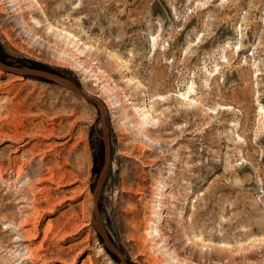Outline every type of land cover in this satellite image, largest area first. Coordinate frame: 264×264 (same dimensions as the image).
<instances>
[{
    "label": "rangeland",
    "instance_id": "rangeland-1",
    "mask_svg": "<svg viewBox=\"0 0 264 264\" xmlns=\"http://www.w3.org/2000/svg\"><path fill=\"white\" fill-rule=\"evenodd\" d=\"M0 59L105 102L100 212L133 264H264V0H0ZM99 116L0 68V264H121L92 221Z\"/></svg>",
    "mask_w": 264,
    "mask_h": 264
},
{
    "label": "water",
    "instance_id": "water-1",
    "mask_svg": "<svg viewBox=\"0 0 264 264\" xmlns=\"http://www.w3.org/2000/svg\"><path fill=\"white\" fill-rule=\"evenodd\" d=\"M0 68H2L5 71H11L17 74H27L32 76H40L47 78L49 80H54L64 87L73 90L74 92L79 93L83 98L85 97L88 100L93 101L94 103L99 106V121L101 122L102 126V136H103V152H104V161L102 164V168L98 174V177L96 179V185L93 189L92 193V207H91V213H92V221L94 228H96L97 233L100 235L103 243H105L106 248L117 258L121 261V264H133L128 257L124 254L123 250L118 247L115 242H113L108 228H106L105 222L102 218V213L99 209V201H100V194L104 185V180L106 178V175L109 170V165L112 159V150H111V136L109 134V126L108 122L106 121V106H104L103 100L96 96L95 94H92L91 92L83 89L80 84L75 81L74 79L70 77H66L62 74H59L57 72H52L50 70L41 68V67H33L28 65H14L10 63H5L0 59Z\"/></svg>",
    "mask_w": 264,
    "mask_h": 264
},
{
    "label": "bare ground",
    "instance_id": "bare-ground-1",
    "mask_svg": "<svg viewBox=\"0 0 264 264\" xmlns=\"http://www.w3.org/2000/svg\"><path fill=\"white\" fill-rule=\"evenodd\" d=\"M34 18V17H33ZM35 21H36V19H34ZM48 25H50V24H48ZM52 25V24H51ZM56 27V26H55ZM54 26H51V29L56 33V36H58V38H65V39H67V40H69V42H70V45L71 46H73L72 48H75L76 49V51H79L80 50V53L82 52H84L85 51V48H83V49H81L80 47H79V39H78V37H76L75 35L73 36V35H71L69 32H67V31H65V30H61V29H58V27L57 28H55ZM54 34V33H53ZM24 74V73H23ZM22 74V75H23ZM25 75H27V74H25ZM30 76H32V75H30ZM34 77H37V76H34ZM38 77H40V76H38ZM41 78H44V77H41ZM44 79H47V78H44ZM47 80H49V79H47ZM50 81H52V80H50ZM54 81V80H53ZM104 102V101H103ZM132 104V103H131ZM132 105H134V104H132ZM104 106H106L105 105V102H104ZM183 106V105H182ZM99 107V106H98ZM106 109H107V107H106ZM134 111H135V113H137V115L139 116V118H140V124H141V127L143 128H145V127H151V128H153V127H155V128H157L158 130H160V121H159V115H161V113H158L157 111L158 110H156L155 109V107H154V105H150V106H148L147 108H145V109H143V108H140L139 106H136V105H134ZM143 128V129H144ZM109 134H110V131H109ZM110 136H111V134H110ZM111 150H112V146H111ZM112 154H113V152H112ZM111 161H112V159H111ZM110 165H111V162H110ZM110 165H109V167H110ZM110 169V168H109ZM108 172H109V170H108ZM108 174V173H107ZM106 177H107V175H106ZM106 179V178H105ZM104 182H105V180H104ZM105 184V183H104ZM104 186V185H103ZM103 189V188H102ZM101 193H102V191H101ZM100 196H101V194H100ZM100 199H101V197H100ZM99 209H100V201H99ZM99 235V234H98ZM100 236V235H99ZM111 238H112V236H111ZM102 240V239H101ZM113 240V239H112ZM103 242V241H102ZM114 242V241H113ZM104 244V246H105V243H103ZM105 248H106V246H105ZM107 249V248H106ZM108 250V249H107ZM109 251V250H108ZM110 252V251H109ZM111 253V252H110ZM112 254V253H111ZM113 255V254H112ZM113 257L115 258V256L113 255ZM117 259V258H116ZM118 260V259H117ZM118 261H120V260H118Z\"/></svg>",
    "mask_w": 264,
    "mask_h": 264
},
{
    "label": "trees",
    "instance_id": "trees-1",
    "mask_svg": "<svg viewBox=\"0 0 264 264\" xmlns=\"http://www.w3.org/2000/svg\"><path fill=\"white\" fill-rule=\"evenodd\" d=\"M102 146H103V144H102Z\"/></svg>",
    "mask_w": 264,
    "mask_h": 264
}]
</instances>
